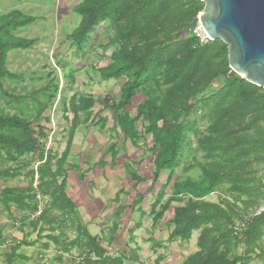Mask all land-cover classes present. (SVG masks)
<instances>
[{"label":"trees","instance_id":"obj_1","mask_svg":"<svg viewBox=\"0 0 264 264\" xmlns=\"http://www.w3.org/2000/svg\"><path fill=\"white\" fill-rule=\"evenodd\" d=\"M202 8L200 0H82L71 7L79 21L70 37L81 49L100 21L108 19L112 24L111 44L116 47L111 51V62L97 71L101 79L124 77L125 81L120 86L119 99L104 98L103 107L112 110V129L124 141L135 144L144 135H150L154 172L147 191L153 189L162 171L168 173L166 182L159 185L161 188L150 204L153 222L162 217L172 201L183 202L173 207L168 240L185 241L192 232L198 231L197 250L180 264H250L255 258L264 261L259 246L264 233V213L253 214L264 197V89L231 71L227 47L221 40L199 43L194 28ZM36 20L37 17L16 9L0 15V84L7 74L8 52L26 50L37 40L15 36L12 32ZM137 91H141L145 99L136 106L135 114L130 115L125 107L130 105ZM95 101L87 94H72L68 98L59 94L58 102L64 114L71 115L70 118L64 115L68 124L67 139L61 152L53 147L45 149V144L39 140L47 137L42 126L35 129L23 118L0 116V148L13 160L25 154L36 158L35 169L28 171V184L21 188H2L1 201L35 211L36 194L46 196L48 202L38 220L55 224L50 229H59L60 236L62 227L76 232L74 238L66 242H60L58 236H47L56 244L59 254L45 262L38 260L36 264L61 262L62 253L71 248H76L78 255L70 264H124L123 255L109 253L100 239L87 231L66 193L70 167L67 162L73 138L82 116H100L101 111L91 115ZM196 111H205L209 120L205 131L196 139V148L203 159L197 164L201 177L198 180L172 177L181 164L186 132L192 130L194 124L190 116ZM98 121L95 123L104 125L107 119L98 117ZM5 129L14 133H4ZM108 152L112 159L116 157L115 143L109 144ZM16 173L12 168L0 169V178ZM129 176L135 183L144 181L134 170ZM169 183V193H166L164 187ZM221 189L231 199L224 197L217 202L205 199ZM166 195L167 200L162 202ZM182 196L186 197L184 201ZM143 197L136 193L131 210ZM114 200L118 201L117 194ZM122 209L117 207L116 218L120 219ZM138 210L143 215L141 209ZM239 220H245L246 226L237 237L231 226ZM112 227L113 231L117 229V221ZM128 233L132 239V230ZM238 244L244 248L235 253ZM152 245L161 244L155 241ZM18 247H12L11 253L6 255L7 264L11 263Z\"/></svg>","mask_w":264,"mask_h":264},{"label":"rangeland","instance_id":"obj_2","mask_svg":"<svg viewBox=\"0 0 264 264\" xmlns=\"http://www.w3.org/2000/svg\"><path fill=\"white\" fill-rule=\"evenodd\" d=\"M80 1L0 0V15L16 9L37 17L32 24L12 32L15 36L37 40L26 50H14L7 54V74L0 84V116L23 118L35 129L42 126L47 137L39 140L45 144V149L53 147L61 152L67 139L68 124L64 115L68 118L71 115L64 114L61 102H58L59 94L65 98L72 94L92 96L96 101L91 115L101 111L98 117H105L107 122L102 125L95 123L97 116H82L67 162L70 167L66 193L74 202L87 231L96 235L109 253L123 255L124 264H155L157 261L159 264H180L187 255L197 250L195 238L198 231L192 232L185 241L179 238L168 240L173 207L183 202L172 201L162 217L153 222L149 214L150 204L154 200L153 195L161 188L159 185L166 182L168 173L162 171L153 189L148 192L154 172L153 155L149 151L150 135H144L134 144L121 139V135L112 129L113 112L103 107L102 100L108 98L117 101L125 78L101 79L97 69L111 62L110 54L116 47L111 44L113 28L110 20L100 21L87 36L83 48L78 49L70 33L76 27L79 16L71 7ZM144 99L142 92L137 91L125 110L134 115L136 106ZM190 121L194 123L193 129L186 132L180 154L181 164L173 171L172 177L198 180L201 172L197 164L203 159L196 148V139L200 132L205 131L209 120L205 111H196L191 114ZM136 125L138 129L141 128L139 122ZM4 133L12 134L14 131L5 129ZM112 143L116 144L118 151L114 159L108 152ZM10 156L0 148V169L12 168L17 172L11 177L0 178V190L4 187H25L29 182L28 171L36 167L35 156L25 154L16 160ZM262 165L260 163L259 167ZM131 170L144 181L135 183L131 180ZM169 186L170 183L164 187L166 193H169ZM222 189L205 199L211 202L224 197L231 199ZM136 193L144 197L131 210ZM116 194L118 201L114 200ZM167 197L164 196L162 202ZM181 198L184 201L186 197ZM47 202L46 196L41 197L42 206ZM118 206L123 208L120 219L114 216ZM33 212L14 203L5 205L0 199V264H7L6 255L16 245L19 247L10 264H36L38 260L45 262L53 259L59 254V249L47 236H58L60 242H66L76 235L74 229L62 227L63 235L60 236L59 229H50L55 224L41 223ZM115 221L118 227L113 231ZM128 230H132V239ZM155 241L161 245L154 247L152 244ZM243 248L238 244L235 253L242 252ZM77 255V249L71 248L69 252L62 253L61 262L54 261L53 264H70Z\"/></svg>","mask_w":264,"mask_h":264},{"label":"water","instance_id":"obj_3","mask_svg":"<svg viewBox=\"0 0 264 264\" xmlns=\"http://www.w3.org/2000/svg\"><path fill=\"white\" fill-rule=\"evenodd\" d=\"M197 21L209 40L227 47L228 66L264 89V0H200Z\"/></svg>","mask_w":264,"mask_h":264},{"label":"built area","instance_id":"obj_4","mask_svg":"<svg viewBox=\"0 0 264 264\" xmlns=\"http://www.w3.org/2000/svg\"><path fill=\"white\" fill-rule=\"evenodd\" d=\"M194 33L197 36L200 44L204 43L206 40H209V38L205 35L204 31L202 30L201 26L198 24V21L196 27L194 28ZM35 180H36V176H35ZM263 193H264V184H263ZM41 197L42 196H40V194L38 193L36 194L37 206L35 211L33 212V216L35 217L36 216L39 217L42 213L43 206L40 203ZM261 213H264V197L261 203L259 204V206L253 212L254 215H258ZM245 226H246L245 220H239L235 222L234 225L231 226V230L235 236L240 237L242 231L245 229ZM259 246L262 253H264V233L262 234L259 240Z\"/></svg>","mask_w":264,"mask_h":264},{"label":"crops","instance_id":"obj_5","mask_svg":"<svg viewBox=\"0 0 264 264\" xmlns=\"http://www.w3.org/2000/svg\"><path fill=\"white\" fill-rule=\"evenodd\" d=\"M197 233V232H196ZM197 235H198V233H197ZM197 235H196V238H197ZM195 238V239H196ZM264 261H262L261 259H259V258H255V259H253L251 262H250V264H264L263 263Z\"/></svg>","mask_w":264,"mask_h":264}]
</instances>
